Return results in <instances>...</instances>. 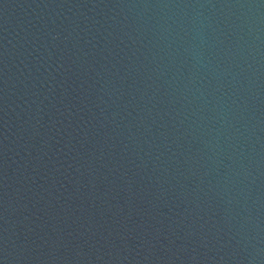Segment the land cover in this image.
Returning <instances> with one entry per match:
<instances>
[{
    "label": "water",
    "instance_id": "obj_1",
    "mask_svg": "<svg viewBox=\"0 0 264 264\" xmlns=\"http://www.w3.org/2000/svg\"><path fill=\"white\" fill-rule=\"evenodd\" d=\"M176 264H264V0H108Z\"/></svg>",
    "mask_w": 264,
    "mask_h": 264
}]
</instances>
